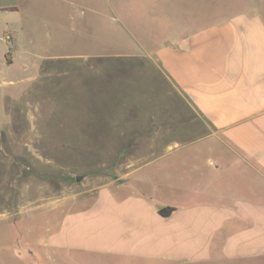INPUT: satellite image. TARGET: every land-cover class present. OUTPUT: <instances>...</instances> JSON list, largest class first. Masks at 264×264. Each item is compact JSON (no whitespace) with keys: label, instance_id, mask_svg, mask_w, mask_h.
Masks as SVG:
<instances>
[{"label":"crops","instance_id":"1","mask_svg":"<svg viewBox=\"0 0 264 264\" xmlns=\"http://www.w3.org/2000/svg\"><path fill=\"white\" fill-rule=\"evenodd\" d=\"M78 1L68 3L69 12L66 6L61 11L70 23L66 31L60 27L64 36L72 34L74 23L89 13L101 21L116 19V9L108 1H103L107 9L98 13L89 7L96 0ZM193 3L142 0V12L158 11L162 39L145 44L133 40L131 52L122 44L115 50L130 59L124 67L130 69L127 81L139 82L144 92H152L157 84L163 99L157 112L160 119L148 117L142 126H126L118 151L100 163L110 170L100 179H108L95 187L86 205L64 213L35 240L34 250L27 251L36 264H264V0H238L230 11L213 19L206 9L197 12ZM164 4L173 6L170 16L164 15ZM7 8L18 10L14 5L0 10ZM121 28L122 38L116 40L132 39ZM6 31L12 41L0 48V159L7 166V178L14 180L19 178L17 163L24 166L27 157L21 159L15 135L22 124L17 78L5 77L16 67L23 45L21 30L8 25ZM79 32L83 44L85 32ZM86 47L84 62L65 59L56 68H80L83 76L124 65L103 58L99 63L91 61L85 54L108 51L99 50V43ZM29 60L30 56L23 60L27 83L47 76L42 71L50 68L49 59L41 58L36 64ZM6 82L14 94L6 99L8 112H3ZM159 136H168L167 143L153 144ZM197 143L203 145L191 157L172 158L163 166L188 181L187 190L183 185L175 197L177 202L157 201L159 191L153 182L149 194L138 190L137 181L148 179L132 180L139 168L124 150L162 156L166 150ZM155 158L143 164H153ZM164 207L170 209L167 216L158 214ZM2 255L0 251V264L11 258L21 261L20 253Z\"/></svg>","mask_w":264,"mask_h":264},{"label":"rangeland","instance_id":"2","mask_svg":"<svg viewBox=\"0 0 264 264\" xmlns=\"http://www.w3.org/2000/svg\"><path fill=\"white\" fill-rule=\"evenodd\" d=\"M70 1L74 0H0V7L18 6L17 12H8L11 8L0 10V36L8 25L22 33L23 48L16 55V67L6 72L5 78L8 80L12 75L17 78L15 91L22 108L19 109L22 124L15 135L20 141L21 159L27 157L24 166L17 163L19 178L14 180L7 178V166L0 159V174H5L3 179L0 178V251L3 257L21 254V261L11 258L4 261L6 264H36L27 251L34 250L35 240L43 237L46 229L52 228L64 213L86 205L95 187L108 179H100V175L110 171L109 166L100 163L118 151L116 148L122 145L119 139L124 138L126 126L131 123L142 126L148 117L160 119L157 112L163 106V99L158 95L157 84L152 85V92H144L139 82L127 81L131 78L130 69L124 67L125 61L130 59L119 56L121 54L115 50L122 44L126 52H131L135 49L133 40L144 44L161 40L157 28L158 11L142 12V0H105L116 9V19L102 18L101 21L89 13L74 23L70 28L72 34L64 36L61 28L66 31L70 23L61 11L66 6L69 12ZM103 1L92 2L90 9L104 12L107 6ZM192 1L197 12L206 9L213 19L230 11L238 0H206L207 4L203 0ZM172 2L170 0V4ZM164 5V15L170 16L173 6ZM121 25L132 39L116 40L122 38ZM79 30L85 32L83 44L78 36ZM10 43L0 42V48ZM98 43L99 50L108 52L85 54L91 61L95 59L99 63L103 58L114 65L124 61V65L112 72L98 73L96 69L86 75L84 72L83 76L80 68H56L65 59L84 62L86 46ZM106 53L109 54L102 55ZM29 56V61L35 64L41 58L51 62L50 68L42 71L48 72L47 76L33 78L27 83L28 72L23 69V60ZM76 56L79 58L75 59ZM9 84L6 82L2 89L5 100L14 94ZM8 107L9 101L6 100L1 110L8 112ZM167 137L159 136L152 143L161 146L167 143ZM202 145L197 143L186 148L169 149L162 156L135 150L132 153L124 150L123 153L131 154L134 167L139 168L132 180L148 179L137 181L138 190L143 189V194H149L153 182L156 192L159 191L155 199L173 204L183 185L187 190L188 181L181 179L178 171L163 170V166L172 158L191 157ZM153 157H157L153 164H143Z\"/></svg>","mask_w":264,"mask_h":264},{"label":"built area","instance_id":"3","mask_svg":"<svg viewBox=\"0 0 264 264\" xmlns=\"http://www.w3.org/2000/svg\"><path fill=\"white\" fill-rule=\"evenodd\" d=\"M12 41V34L10 31L4 32L3 35L0 36V42L9 43Z\"/></svg>","mask_w":264,"mask_h":264},{"label":"water","instance_id":"4","mask_svg":"<svg viewBox=\"0 0 264 264\" xmlns=\"http://www.w3.org/2000/svg\"><path fill=\"white\" fill-rule=\"evenodd\" d=\"M76 179L78 180V178H76ZM169 213H170V209L167 208V207L161 208L158 211V214L161 215V216H167Z\"/></svg>","mask_w":264,"mask_h":264},{"label":"flooded vegetation","instance_id":"5","mask_svg":"<svg viewBox=\"0 0 264 264\" xmlns=\"http://www.w3.org/2000/svg\"><path fill=\"white\" fill-rule=\"evenodd\" d=\"M79 180V179H78Z\"/></svg>","mask_w":264,"mask_h":264}]
</instances>
